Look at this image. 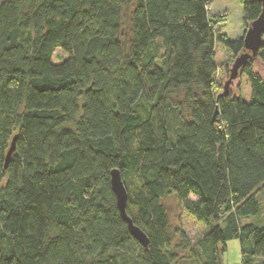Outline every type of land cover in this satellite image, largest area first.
I'll use <instances>...</instances> for the list:
<instances>
[{
    "label": "trees",
    "instance_id": "1",
    "mask_svg": "<svg viewBox=\"0 0 264 264\" xmlns=\"http://www.w3.org/2000/svg\"><path fill=\"white\" fill-rule=\"evenodd\" d=\"M241 3L248 30L262 5ZM217 44L231 64L246 52L206 0H0V264H223L233 240L264 264V44L248 102L215 89Z\"/></svg>",
    "mask_w": 264,
    "mask_h": 264
},
{
    "label": "rangeland",
    "instance_id": "2",
    "mask_svg": "<svg viewBox=\"0 0 264 264\" xmlns=\"http://www.w3.org/2000/svg\"><path fill=\"white\" fill-rule=\"evenodd\" d=\"M206 1L209 3L210 18L215 21L217 28L220 29L230 41H235L245 36L247 26L244 24L243 20V5L241 0ZM67 57L65 53L57 49L54 53L53 63L60 64ZM215 63L219 69L216 77L215 89L218 90V92H222L224 83L229 75L228 70L231 69L233 64L229 63L221 44H217L215 48ZM261 69L264 71V66ZM231 95L233 97L242 98L247 102L250 101L252 91L247 77L241 76L232 84ZM261 195L264 216V194ZM191 199L194 200L195 198L191 197ZM163 203L167 208L169 220L173 228L178 226L181 227L192 242L198 241L205 234L207 231L206 225L190 216L176 196L171 195L165 198ZM254 221H256V219L248 218L243 220V223L249 224ZM223 251V264H241V247L239 241L233 240L228 242Z\"/></svg>",
    "mask_w": 264,
    "mask_h": 264
},
{
    "label": "water",
    "instance_id": "3",
    "mask_svg": "<svg viewBox=\"0 0 264 264\" xmlns=\"http://www.w3.org/2000/svg\"><path fill=\"white\" fill-rule=\"evenodd\" d=\"M262 5V13L257 20H255L244 36L245 53L239 56L229 71V77L225 81L222 98H227L232 89V84L238 80L242 75V70L249 61H255L262 47L264 40V0H255ZM16 141L14 138L11 148L6 157L5 168H8L9 162L16 151ZM111 184L114 194L117 197L118 207L123 220L127 223L131 235L145 248H148L149 241L146 234L136 227L127 214L128 192L122 180L120 171L114 170L111 173Z\"/></svg>",
    "mask_w": 264,
    "mask_h": 264
}]
</instances>
